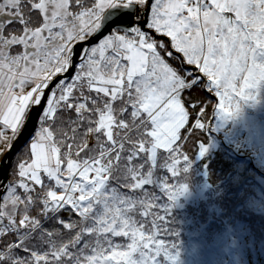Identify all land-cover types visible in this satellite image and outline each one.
Segmentation results:
<instances>
[{
	"label": "snow or ice",
	"instance_id": "snow-or-ice-1",
	"mask_svg": "<svg viewBox=\"0 0 264 264\" xmlns=\"http://www.w3.org/2000/svg\"><path fill=\"white\" fill-rule=\"evenodd\" d=\"M129 16L131 25L123 22ZM14 23L22 34L5 35ZM17 45L23 51L10 55ZM0 69L11 73H0V144L11 150L37 110L39 125L0 204V264L175 261L158 235L159 211L170 204L148 187L162 188L168 201L187 189L157 176L180 174L176 145L189 109L200 110L193 131L205 127L204 103L186 107L184 93H214L223 118L256 99L264 85V0H0ZM198 151L207 148L200 143ZM189 161L183 155V172ZM65 211L79 219L65 220ZM45 221L75 235L62 242Z\"/></svg>",
	"mask_w": 264,
	"mask_h": 264
},
{
	"label": "trees",
	"instance_id": "trees-1",
	"mask_svg": "<svg viewBox=\"0 0 264 264\" xmlns=\"http://www.w3.org/2000/svg\"><path fill=\"white\" fill-rule=\"evenodd\" d=\"M38 15L36 12L31 14L34 23L30 26H36ZM22 32V26L14 23L5 30V35H20ZM22 51L23 46L20 45L9 50L13 55ZM254 91L256 99L241 100L239 111L230 118H224L226 121L219 114L217 105L220 98L214 93L211 96L203 89L184 93L186 107L190 100L204 103L206 111L200 119L205 127L193 131L200 110L189 109L191 119L181 131L182 139L176 145L180 160L179 176L172 178L166 171H157V176L167 177L170 184H186V191L175 201H168L162 188L148 187V191L159 196L161 205L170 204L167 214L162 208L159 211L165 220L160 223L158 235L169 245V251L176 256V260L161 256L159 264H235L246 247L252 249L254 261L259 258L264 262V85ZM68 115L72 114H66L64 118L67 119ZM29 143L15 157L8 186L17 180L16 165L29 159ZM90 143L94 140L90 139ZM200 143L207 148L203 155L198 151ZM180 153L190 159L186 172L182 170L183 155ZM165 155L162 151L158 154V163L164 162ZM7 195L6 191L3 198ZM37 213L38 210L32 215ZM60 215L65 220L79 219L70 211ZM44 226L48 230L55 228L61 231L63 235L59 239L62 242L75 235L60 229L55 221H45ZM246 228L250 229L251 241L239 245L238 241L247 234ZM5 239L11 242L15 236ZM28 243L36 245L37 241L33 239ZM19 254L24 255L23 251Z\"/></svg>",
	"mask_w": 264,
	"mask_h": 264
},
{
	"label": "water",
	"instance_id": "water-1",
	"mask_svg": "<svg viewBox=\"0 0 264 264\" xmlns=\"http://www.w3.org/2000/svg\"><path fill=\"white\" fill-rule=\"evenodd\" d=\"M152 0H149V3H151ZM139 16L144 18L147 16V13L141 12L139 13ZM136 20L135 16H129L125 18L123 21L125 24H133ZM143 22V19L141 20V24ZM108 29H104L103 32H101L98 36L93 37L92 39H89L87 41V46H93L95 45L99 39L103 37V35L107 34ZM84 44L77 45V51L80 50L81 47H84ZM71 75V73H69ZM213 94V93H212ZM210 94L211 96H213ZM38 111V110H37ZM37 111H34L32 113V119L27 122V126L23 128L22 133L18 135V137L14 140L12 143L11 150H7L0 161V204H2L3 196L6 193L8 189V183L11 175L12 166L15 160V157L17 153L26 145L28 144L34 133L37 131L38 123L36 119Z\"/></svg>",
	"mask_w": 264,
	"mask_h": 264
},
{
	"label": "rangeland",
	"instance_id": "rangeland-1",
	"mask_svg": "<svg viewBox=\"0 0 264 264\" xmlns=\"http://www.w3.org/2000/svg\"><path fill=\"white\" fill-rule=\"evenodd\" d=\"M143 19H144V16H143ZM10 53V52H9ZM10 55H13L12 53H10ZM0 73H7L8 75H11V73L10 72H8V70L7 69H0ZM18 75V74H17ZM27 90H29L27 87H25V89H24V91H27ZM14 91H16L17 93L19 92V89H15ZM212 95H214V94H212ZM228 107H230V109L231 110H234L235 109V105H236V103H235V101H231L230 102V104L228 103ZM226 107H227V104H226ZM223 118V117H222ZM223 120H225L226 121V119H224L223 118ZM214 122V121H213ZM222 128H224V127H222ZM0 131H3V129L2 128H0ZM12 135V133H11V130H7V131H5V137H9V136H11ZM17 138V137H16ZM15 138V139H16ZM14 139V140H15ZM14 140L12 141V143L14 142ZM7 150H5L4 149V145L3 144H0V152H2L3 154L6 152ZM3 154H0V161H1V158L3 157ZM245 228V227H244ZM247 229V228H246ZM250 232V229L248 228L247 230H246V235L243 237V239H240L238 242H239V245H241V243L243 244V245H245V244H249L250 243V241H251V237L249 236V233ZM253 242H254V240H253ZM263 243V242H262ZM257 246H259V242L257 243ZM243 247H241V249H242ZM245 248V247H244ZM252 249H250V248H248V247H246V249L244 250V252L243 253H241L239 256H238V258H237V260H235V264H264V262L261 260V259H257V261H254L253 260V258H252Z\"/></svg>",
	"mask_w": 264,
	"mask_h": 264
},
{
	"label": "bare ground",
	"instance_id": "bare-ground-1",
	"mask_svg": "<svg viewBox=\"0 0 264 264\" xmlns=\"http://www.w3.org/2000/svg\"><path fill=\"white\" fill-rule=\"evenodd\" d=\"M142 18H143V16H142ZM142 20V19H141ZM141 26H143V24H141Z\"/></svg>",
	"mask_w": 264,
	"mask_h": 264
},
{
	"label": "built area",
	"instance_id": "built-area-1",
	"mask_svg": "<svg viewBox=\"0 0 264 264\" xmlns=\"http://www.w3.org/2000/svg\"><path fill=\"white\" fill-rule=\"evenodd\" d=\"M141 19H143V18H141Z\"/></svg>",
	"mask_w": 264,
	"mask_h": 264
},
{
	"label": "clouds",
	"instance_id": "clouds-1",
	"mask_svg": "<svg viewBox=\"0 0 264 264\" xmlns=\"http://www.w3.org/2000/svg\"><path fill=\"white\" fill-rule=\"evenodd\" d=\"M140 18H142V17H140Z\"/></svg>",
	"mask_w": 264,
	"mask_h": 264
}]
</instances>
